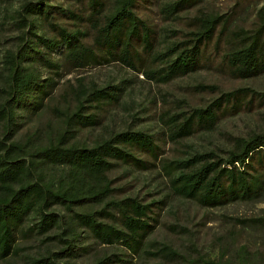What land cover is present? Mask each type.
<instances>
[{
    "label": "trees",
    "instance_id": "trees-1",
    "mask_svg": "<svg viewBox=\"0 0 264 264\" xmlns=\"http://www.w3.org/2000/svg\"><path fill=\"white\" fill-rule=\"evenodd\" d=\"M76 1L80 5L73 8L51 0H22L7 11L17 34L0 59V260L19 252V238L38 235L61 244L29 256L26 264L127 262L125 251L109 248L120 244L131 255L144 251L166 198L144 199L137 192L117 195L119 187L109 171L119 164L127 171L148 169L155 163L144 154L156 159L166 139L179 142L198 129H212L221 114L234 113L254 98L264 99V90L251 86L221 89L198 82L195 88L216 93L200 105L164 110L160 119L165 129L136 126L138 117L130 111L124 126L88 141L79 133L101 124L110 105L125 104L122 96L133 79L80 81L74 102L58 110L59 125L47 139L36 143L31 134L24 140L17 137L25 117L45 106L54 85L42 69H57L63 61L74 67L115 61L155 82L210 67L238 78L264 72V5L249 27L231 24L223 13L199 9L188 16L189 28L181 32L161 27L164 33L173 32L162 36L138 13L146 0ZM200 1L161 0L159 11L177 19ZM56 51L59 57L53 55ZM228 141L219 152L196 149L162 157L171 190L202 206L263 199L264 123L245 134L229 133ZM242 220L264 225V213ZM82 230L104 248L85 263L76 261L89 252V246L80 243ZM158 250L180 258L175 264H249L245 246L240 247L239 261L223 254L187 257L168 242H160Z\"/></svg>",
    "mask_w": 264,
    "mask_h": 264
},
{
    "label": "rangeland",
    "instance_id": "rangeland-1",
    "mask_svg": "<svg viewBox=\"0 0 264 264\" xmlns=\"http://www.w3.org/2000/svg\"><path fill=\"white\" fill-rule=\"evenodd\" d=\"M22 0H0V59L2 53L15 42V30L9 20L7 11L14 9ZM161 0L144 1L138 7V13L155 26L160 35L165 33L161 27H170L181 32L190 27L188 16L199 9L223 13L229 17L231 24L249 27L255 20L256 10L264 5V0H202L188 10L180 12L182 17L172 19L164 17L159 11ZM64 6L79 7L76 0H51ZM176 32V34H181ZM59 57L60 52L53 53ZM1 63V62H0ZM53 70V71H51ZM43 77L49 75L54 79L50 94L45 98V106L38 112L29 114L17 133V137L25 139L31 134L32 141L41 142L47 139L59 125V111L74 102V89L80 81L103 83L106 80L117 81L121 76H131L132 86L122 96L125 104L110 105L102 123L94 127L84 128L79 137L93 140L110 128L124 126L128 113L136 112V126H144L150 131L165 129L160 114L164 110L187 108V105H200L216 92L195 88L198 82L215 83L221 89L239 85L251 86L264 90V72L249 78L230 76L225 70L214 67L200 68L193 72L177 76L166 82H155L146 79L140 71L112 61L101 64H88L74 67L63 61L57 69H42ZM1 81V78H0ZM264 123V99L254 98L248 105L242 106L234 113L220 115L216 126L212 129H198L179 142L166 139L156 159L145 153L144 156L154 161L148 169L133 168L125 170L126 165L114 166L109 175L114 185L119 187L117 195L137 192L144 199L165 197L166 204L158 210V222L147 236L149 242L145 250L133 255L117 244L109 250L125 251L122 256L127 260L122 264H175L180 258L163 255L158 250L160 242H168L187 257L201 255L204 258H216L220 254L239 261L240 247L248 250L249 264H264V225L245 221L246 217L264 213V198L260 200H234L214 206H202L193 199L175 194L170 187L168 174L161 167L162 157L171 158L185 155L194 150L214 149L228 145V134H245ZM1 134V126H0ZM157 210V209H156ZM62 213L63 208L59 207ZM81 244L88 245V253L76 258L78 262H89L95 254L104 250L103 245L96 242L87 230H82ZM19 252L0 260V264H26L29 256L37 255L46 249H58L60 242L52 238L34 235L18 239Z\"/></svg>",
    "mask_w": 264,
    "mask_h": 264
}]
</instances>
